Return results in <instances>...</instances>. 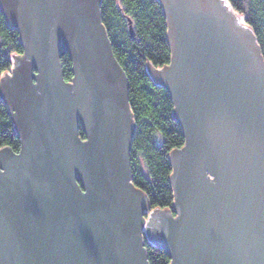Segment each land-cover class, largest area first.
I'll return each instance as SVG.
<instances>
[{
  "label": "water",
  "instance_id": "1",
  "mask_svg": "<svg viewBox=\"0 0 264 264\" xmlns=\"http://www.w3.org/2000/svg\"><path fill=\"white\" fill-rule=\"evenodd\" d=\"M216 1L238 25L220 54H201L206 66L187 74L148 67L185 142L170 152L172 207L146 221L147 196L131 181L128 80L101 0H0L24 47L0 79L22 147L0 148V264H149L143 233L169 264H264V58L244 18Z\"/></svg>",
  "mask_w": 264,
  "mask_h": 264
},
{
  "label": "trees",
  "instance_id": "2",
  "mask_svg": "<svg viewBox=\"0 0 264 264\" xmlns=\"http://www.w3.org/2000/svg\"><path fill=\"white\" fill-rule=\"evenodd\" d=\"M251 28L264 58V0H228ZM101 19L112 51L128 80V103L134 121L131 138V180L147 196L151 209H169L174 201L170 152L181 147L185 136L173 113L174 102L167 88L158 85L148 67L170 62L168 21L160 0H101ZM130 21L133 32L130 30ZM20 30L11 25L0 8V79L12 69V55L24 52ZM64 78L71 81L73 62L62 48ZM82 139L86 132L78 130ZM21 148L10 107L0 95V147ZM149 264H169L166 248L144 238Z\"/></svg>",
  "mask_w": 264,
  "mask_h": 264
},
{
  "label": "flooded vegetation",
  "instance_id": "3",
  "mask_svg": "<svg viewBox=\"0 0 264 264\" xmlns=\"http://www.w3.org/2000/svg\"><path fill=\"white\" fill-rule=\"evenodd\" d=\"M164 1L173 22L171 47L174 50L172 52L174 62L171 63L168 72L170 73L173 67L176 71L179 69L186 74L187 67L194 69L195 72V68L199 67L201 71L206 63L200 55L207 53L206 58L213 59L216 56L214 54H220L218 48L223 47L226 41L234 37L238 26L233 20L235 16L233 15L232 18L233 13L225 6L223 9L219 7L216 0ZM197 63L199 66L196 65ZM209 64L212 65V61ZM203 72L200 74L205 75ZM210 72L211 70H207V73ZM152 221L150 219L149 225L155 227Z\"/></svg>",
  "mask_w": 264,
  "mask_h": 264
},
{
  "label": "rangeland",
  "instance_id": "4",
  "mask_svg": "<svg viewBox=\"0 0 264 264\" xmlns=\"http://www.w3.org/2000/svg\"><path fill=\"white\" fill-rule=\"evenodd\" d=\"M161 3H162V2H161ZM162 5H163V4H162ZM233 9H234V8H233ZM234 10H235V9H234ZM242 21L246 23V21H245L244 19H243ZM23 53H24V52H23ZM14 59H15V57H14V55H12V69H13V67H15L14 62H13ZM161 67H162V66H161ZM157 68H160V67H157ZM12 69H11V70H12ZM32 70H33L34 73H38V71H37L36 69H32ZM8 73H11V72H8ZM153 80H154V79H153ZM154 81H155V80H154ZM157 84H158V83H157ZM158 85H160V84H158ZM165 88H166V87H165ZM169 92H170V91H169ZM172 98H173V97H172ZM173 102H174V99H173ZM174 106H175V104H174ZM173 111H174V109H173ZM2 147H3V146H2ZM0 148H1V147H0ZM21 148H22V147H21ZM21 148H20V150H21ZM20 150H19L18 152H20ZM207 174H209V173L207 172ZM209 175H210V174H209ZM210 176L213 177L212 174H211ZM150 210H152V209L150 208ZM172 213H173L174 216H177V213H176V212L172 211ZM148 214H150L149 211H147L146 214H145V215H146V218H147V215H148ZM147 219H148V218H147ZM146 221H147V220H146ZM143 236H144V238H145V237L148 238L147 235H146V233H143Z\"/></svg>",
  "mask_w": 264,
  "mask_h": 264
},
{
  "label": "bare ground",
  "instance_id": "5",
  "mask_svg": "<svg viewBox=\"0 0 264 264\" xmlns=\"http://www.w3.org/2000/svg\"><path fill=\"white\" fill-rule=\"evenodd\" d=\"M167 21H168V19H167ZM130 23H131V21H130ZM129 28H130L129 31L132 33V32H133V27H129ZM167 34H168V31H167ZM19 39H20V37H19ZM20 41H21V40H20ZM21 43H22V42H21ZM61 51H62V50H61ZM60 53H61V52H60ZM172 54H173V53H171V57H172ZM60 60H61V55H60ZM166 64H169V65H170V64H171V59H170V62H168V63H166ZM11 71H12V70H11ZM11 71H10V72H11ZM182 146H183V145H182ZM182 146H181V147H182ZM130 148H131V144H130ZM129 150H130V149H129ZM13 151H14V150H13ZM129 155H130V152H129ZM130 166H131V162H130ZM131 181H132V180H131ZM132 183H133V182H132ZM148 211H149V213H150L151 210L149 209ZM145 217H146V215H145ZM146 220H147V218H146ZM143 239H144V236H143ZM148 240H149V238H148ZM144 241H145V240H144ZM157 246H158V245H157ZM160 247H161V246H160Z\"/></svg>",
  "mask_w": 264,
  "mask_h": 264
}]
</instances>
